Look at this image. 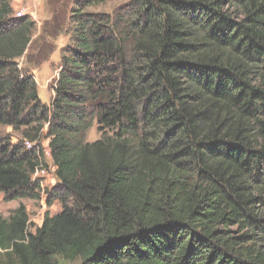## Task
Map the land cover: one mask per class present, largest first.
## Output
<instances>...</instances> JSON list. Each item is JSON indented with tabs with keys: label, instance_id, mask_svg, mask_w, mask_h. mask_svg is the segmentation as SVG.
Returning <instances> with one entry per match:
<instances>
[{
	"label": "trees",
	"instance_id": "trees-1",
	"mask_svg": "<svg viewBox=\"0 0 264 264\" xmlns=\"http://www.w3.org/2000/svg\"><path fill=\"white\" fill-rule=\"evenodd\" d=\"M104 2L52 1L34 38L35 24L0 0V193L37 197L44 139L57 179L46 203L62 208L33 232L24 205L0 218V255L15 264H264V0L86 11ZM64 29L46 106L32 71ZM93 125L100 139L87 142ZM3 127L25 141L11 144Z\"/></svg>",
	"mask_w": 264,
	"mask_h": 264
},
{
	"label": "rangeland",
	"instance_id": "rangeland-1",
	"mask_svg": "<svg viewBox=\"0 0 264 264\" xmlns=\"http://www.w3.org/2000/svg\"><path fill=\"white\" fill-rule=\"evenodd\" d=\"M57 2L58 0H11V7L16 14L20 10L24 9L25 13L34 12V21L35 24V35L34 38L39 35V31L42 27L43 22L47 21L51 17L52 9H49V3ZM68 1V0H61ZM129 0H105L104 4L94 6L86 9L87 12L91 13H105L112 14L116 9L128 3ZM73 1L70 3V7ZM53 4V3H52ZM79 5V4H78ZM52 6V5H51ZM69 7V8H70ZM38 23V24H37ZM51 25V24H50ZM65 33H69V31L62 32V35L58 36L55 40L51 41L53 46V53L51 54L49 60L33 69L32 73L34 75L36 84H37V94L41 104L49 106L53 97V92L51 90V85L54 84V80L57 78L58 73L60 71L59 64L61 62V53L65 51L69 44V35H64ZM72 36V35H71ZM32 47V46H31ZM30 52V48L27 49L25 55L19 59V64L22 65L25 63L26 54ZM3 135L11 139V144H17L20 140L25 141L23 138L24 132H17L12 130L9 127L2 128ZM86 135L87 142H94L100 139V134L96 130V126L93 125ZM41 145L42 152L44 154V160L48 164V172L44 174H36L34 177L32 176L33 182L37 187V197H27L22 199H8L5 198L0 193V218L7 220L9 216L20 206L24 205L26 208L27 214L29 216V231L33 232L35 228L41 226L43 218L46 214L49 216H55L62 211L61 203L58 199H50L52 204L50 207L47 206L46 195L40 194L42 188H40V183L43 184L44 188L46 185H49L48 190H52V187L57 183V179L54 174L53 165L51 163V159L49 156V151L47 149V141L41 139L39 141ZM35 146V144H33ZM37 146V145H36ZM27 148V147H26ZM49 179L47 180V178ZM50 182V184H48ZM39 188V190H38ZM56 191V190H55ZM42 195V197H41ZM11 198V197H10ZM57 264H77L78 262H64L61 260H55ZM0 264H15L12 261L8 260V258L0 255Z\"/></svg>",
	"mask_w": 264,
	"mask_h": 264
},
{
	"label": "built area",
	"instance_id": "built-area-1",
	"mask_svg": "<svg viewBox=\"0 0 264 264\" xmlns=\"http://www.w3.org/2000/svg\"><path fill=\"white\" fill-rule=\"evenodd\" d=\"M25 10L24 9H22V10H20L19 12H17L16 14H14L15 15V18H21V17H25V16H27L31 21H34L35 19V17H34V12L33 11H31V12H27V13H25L24 12ZM38 24V23H37ZM25 146L27 147V149H31V147H33L34 145L32 144V143H29V142H25ZM35 147V146H34ZM49 168H47V169H42V170H37L36 171V173L33 175V177L36 175V174H39V173H41V174H44V173H46V172H48L47 170H48ZM53 169H54V172H55V167L53 166ZM49 179V177L47 178V180ZM33 180V179H32ZM48 184H50V182L48 183ZM46 187H49V185H46ZM44 188V186H43V184L42 183H40V188H42V190L40 191V194H42V195H46L45 197L47 198V192H49V188ZM42 195H41V197H42Z\"/></svg>",
	"mask_w": 264,
	"mask_h": 264
}]
</instances>
